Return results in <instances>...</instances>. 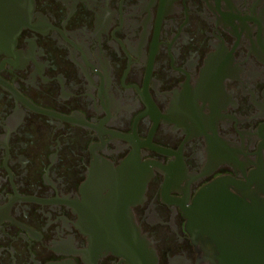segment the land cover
Instances as JSON below:
<instances>
[{"label":"flooded vegetation","instance_id":"obj_1","mask_svg":"<svg viewBox=\"0 0 264 264\" xmlns=\"http://www.w3.org/2000/svg\"><path fill=\"white\" fill-rule=\"evenodd\" d=\"M257 172L264 0H0V264H207L188 207Z\"/></svg>","mask_w":264,"mask_h":264},{"label":"water","instance_id":"obj_2","mask_svg":"<svg viewBox=\"0 0 264 264\" xmlns=\"http://www.w3.org/2000/svg\"><path fill=\"white\" fill-rule=\"evenodd\" d=\"M233 189L237 194L231 191ZM187 231L207 264H264V175L223 177L203 188L186 214ZM131 264H156L131 237ZM126 255L127 250L115 249ZM155 261H154V259Z\"/></svg>","mask_w":264,"mask_h":264}]
</instances>
